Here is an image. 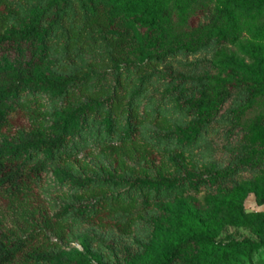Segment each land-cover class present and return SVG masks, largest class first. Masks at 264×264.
Masks as SVG:
<instances>
[{
	"label": "trees",
	"instance_id": "16d2710c",
	"mask_svg": "<svg viewBox=\"0 0 264 264\" xmlns=\"http://www.w3.org/2000/svg\"><path fill=\"white\" fill-rule=\"evenodd\" d=\"M53 1L55 9L47 6L44 16L18 24L29 0H0V264H134L153 250L159 220L153 197L160 188L172 194L196 188L199 194L211 192L224 179L215 169L212 184L205 183L192 172L197 164L190 147L183 149L178 142L181 113L193 108L188 95L197 90L194 101L208 118L220 113L227 98L242 95L232 114L233 126L243 128L241 118L264 100V50L250 43L247 52L259 61L248 64L231 56L230 75H206L196 89L199 77L174 62L191 52L180 38L202 30L191 21L203 0H81L80 8L74 0ZM70 2L75 7L71 21ZM111 2L121 6L118 13ZM259 2L264 0H220L204 44L219 48L234 43L242 33L234 8ZM59 24L65 28L61 38ZM96 32L104 36L107 57L90 54L89 35ZM250 32L264 39V22ZM139 36L147 45L140 62L135 57ZM77 58H85L86 66H71ZM109 66L110 79L97 73ZM128 71L140 80L160 79L177 102L178 114L153 109L148 88L135 85ZM45 92L59 99L58 114H51ZM202 124H195L187 140L191 145L202 142ZM243 130L239 144L244 158L254 161L253 171L264 174V115H256ZM86 136L92 140L86 142ZM84 146L97 150L94 162L79 157ZM53 164H66L74 173L65 181L71 193H62L66 202L59 205L46 197L52 196L45 185ZM119 182L132 190L115 191ZM226 196L231 207L224 218L253 222L244 213L245 187L236 186ZM256 201L264 205V194L256 192ZM217 223L200 199L190 201L185 222L170 232L173 253L167 263L192 264L202 253L225 256L242 246L249 248L252 260L255 242L245 237L220 244L214 233ZM85 230L108 250L121 253L115 263L98 258L91 240L74 257L63 250Z\"/></svg>",
	"mask_w": 264,
	"mask_h": 264
},
{
	"label": "rangeland",
	"instance_id": "374dc122",
	"mask_svg": "<svg viewBox=\"0 0 264 264\" xmlns=\"http://www.w3.org/2000/svg\"><path fill=\"white\" fill-rule=\"evenodd\" d=\"M80 1L74 0L78 8L81 5ZM72 5V2H70L67 7V15H70L68 17L69 21L72 20L74 15L73 9L75 7ZM219 5L220 0H203L193 10L194 14L191 21L194 26L196 25L197 28H202V30H199V33L190 32L187 36L180 38L182 43L189 45L191 52L178 55L174 64L177 67L186 68L194 72L199 77V86L196 89L202 83H205L204 77L206 75H230L231 71L227 67V63L231 56L243 60L248 64L259 61L260 58L253 57L251 53L247 52V47L250 43H258L262 47L261 49L264 50V39L255 38L252 32H250V29L264 22V2L240 4L234 8L236 19L239 20L242 28V33L234 43H224L219 48L213 42L208 45L204 44V34L212 23ZM47 6L50 9L56 8L53 0H29L24 6V13L16 20V23L22 24L25 19L33 15L44 16L47 13ZM111 7L114 11H117L116 13L121 10V6L116 2H111ZM59 26L60 34L58 38H61V35L64 36L65 28L62 24H59ZM138 38L141 37L139 36ZM211 40H215V35ZM139 43V48L135 54L138 62L145 59L143 53L147 48L144 38L141 41L139 40ZM87 46L91 56L107 57V52L104 48V36L102 34H97V32L90 34ZM70 65L86 66L85 58H77L76 63ZM112 67H102L97 69V73H103L101 75L103 78L107 77L110 79L112 77ZM262 71H264V61H262L260 67V72ZM127 74L135 79V85H144L148 88V100L153 109H162L170 115L178 114L177 102L171 98V93L166 86L162 85L160 79H154L153 81L149 79L140 80L139 78H135L132 72L128 71ZM192 86L194 85L192 84ZM193 91L188 95V103L193 105V108L188 114L181 113V131L176 132L178 142L183 149L190 147L187 151L191 152V157L197 164L192 172L203 177L205 183L212 184V175L215 169L222 171L224 179L219 184L209 186L211 192L204 191L199 194L196 188L179 194H172L170 191L160 188L156 196L153 197L154 210L159 217V220L154 225L156 233L154 235L153 250L142 257L140 255L134 261V264L167 263V258L173 253V249L168 242L170 232L185 222L188 204L194 199H200L206 210L215 214L218 222L214 228L217 242L225 244L232 240H241L249 237L255 242V249L251 256L252 260L249 259V248L242 246L236 252L225 256H222L220 252L213 255L202 253L192 260V264H262L264 263V205L257 203L256 192L264 194V174L261 171L252 170L251 165L254 164V161L250 159L245 160L244 147H241L239 141L243 139V129L246 123L258 114L264 115V100L260 101L253 110L241 118L243 126L241 128V125L233 126L235 119L233 118L232 111L237 107L239 99L236 98H240L242 95L236 94L233 97L227 98L222 105L220 113L218 112L216 116L208 118L200 106L195 103L194 93L197 90ZM43 97L51 114H58V111H60L59 99L50 92L43 93ZM202 120L204 123L202 124L204 138L199 145H191L187 140L195 133V124ZM124 128V125L120 127L122 131ZM84 140L90 142L92 137L86 136ZM181 146L179 151L183 150ZM94 148V146H84L79 157L85 159L87 162H94V155L98 153ZM59 171L63 173L64 178L57 175L60 173ZM80 172L82 171L78 170V174ZM73 174V171L66 164H53L51 166L45 185L47 191L52 193L51 197L46 196L49 202L50 198L51 202L55 205L66 202L64 196L68 197L70 195L71 188L65 181L70 179ZM141 179L152 180L149 176H142ZM236 186L245 187L247 190V196L244 201V213L253 220L250 224L231 223L228 219L224 218L230 212L231 207V202L228 200L226 194H229ZM114 189L115 191L125 193L132 190L130 185L122 182L115 184ZM140 189L144 191L143 187ZM62 193L65 195L62 196ZM79 235V240H75L63 248L70 256L74 257L78 253L84 252L85 246H89L90 240L92 247L95 249L93 252L98 258L115 263L117 255L121 254L119 251L113 252L108 250V247L102 245L94 233L89 234L85 230ZM90 258L96 262L94 257L90 256Z\"/></svg>",
	"mask_w": 264,
	"mask_h": 264
}]
</instances>
